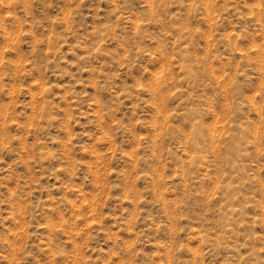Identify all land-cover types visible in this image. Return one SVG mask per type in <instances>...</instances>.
<instances>
[{"label": "rangeland", "instance_id": "obj_1", "mask_svg": "<svg viewBox=\"0 0 264 264\" xmlns=\"http://www.w3.org/2000/svg\"><path fill=\"white\" fill-rule=\"evenodd\" d=\"M0 264H264V0H0Z\"/></svg>", "mask_w": 264, "mask_h": 264}]
</instances>
